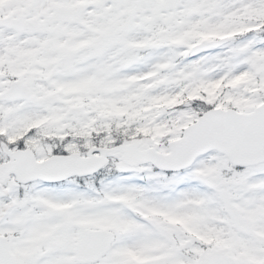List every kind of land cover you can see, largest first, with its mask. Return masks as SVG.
Returning a JSON list of instances; mask_svg holds the SVG:
<instances>
[{
	"label": "snow or ice",
	"instance_id": "6c2138e0",
	"mask_svg": "<svg viewBox=\"0 0 264 264\" xmlns=\"http://www.w3.org/2000/svg\"><path fill=\"white\" fill-rule=\"evenodd\" d=\"M0 264H264V0H0Z\"/></svg>",
	"mask_w": 264,
	"mask_h": 264
}]
</instances>
